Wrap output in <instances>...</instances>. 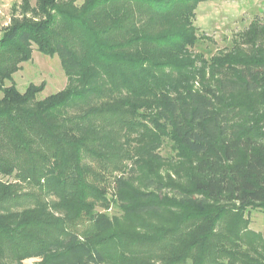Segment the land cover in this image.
Returning a JSON list of instances; mask_svg holds the SVG:
<instances>
[{"label":"trees","instance_id":"16d2710c","mask_svg":"<svg viewBox=\"0 0 264 264\" xmlns=\"http://www.w3.org/2000/svg\"><path fill=\"white\" fill-rule=\"evenodd\" d=\"M204 1L20 0L0 28V264H264L245 217L264 210V22L206 59ZM34 47L68 81L40 100L12 79Z\"/></svg>","mask_w":264,"mask_h":264},{"label":"rangeland","instance_id":"374dc122","mask_svg":"<svg viewBox=\"0 0 264 264\" xmlns=\"http://www.w3.org/2000/svg\"><path fill=\"white\" fill-rule=\"evenodd\" d=\"M82 2L83 0H76L77 5ZM19 3L20 0H0L1 29L10 25L12 15L18 18V12L13 13V11ZM30 3L34 6L35 0H30ZM254 20L264 22V0H205L196 9L193 24L200 39L193 52L202 54L208 59L219 51L229 49L238 34ZM12 79L16 89L21 93L31 84L36 86L43 84L44 90L36 96L37 100L61 92L68 84L58 57L43 55L36 51L35 47L31 59L21 64L20 70L12 76ZM6 85H10V82H6ZM160 154L167 159L174 157L168 146L163 147ZM2 179L7 180V178ZM107 214L118 216L120 212L116 206H112ZM245 217L249 221L248 228L259 233L264 239V210L249 209ZM32 262L33 260H28L23 264Z\"/></svg>","mask_w":264,"mask_h":264}]
</instances>
